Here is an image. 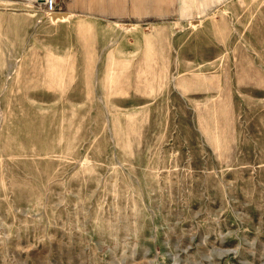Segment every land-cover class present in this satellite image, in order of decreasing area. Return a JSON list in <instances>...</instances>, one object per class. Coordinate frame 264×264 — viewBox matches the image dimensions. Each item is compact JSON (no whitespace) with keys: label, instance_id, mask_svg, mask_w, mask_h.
Returning <instances> with one entry per match:
<instances>
[{"label":"rangeland","instance_id":"obj_1","mask_svg":"<svg viewBox=\"0 0 264 264\" xmlns=\"http://www.w3.org/2000/svg\"><path fill=\"white\" fill-rule=\"evenodd\" d=\"M41 1L0 0V264H264V0Z\"/></svg>","mask_w":264,"mask_h":264},{"label":"crops","instance_id":"obj_2","mask_svg":"<svg viewBox=\"0 0 264 264\" xmlns=\"http://www.w3.org/2000/svg\"><path fill=\"white\" fill-rule=\"evenodd\" d=\"M37 2L41 0H19ZM59 5L71 13L81 9L80 1L86 2L84 14L99 18H119L122 20H141L163 16L175 7L176 0H57Z\"/></svg>","mask_w":264,"mask_h":264},{"label":"built area","instance_id":"obj_3","mask_svg":"<svg viewBox=\"0 0 264 264\" xmlns=\"http://www.w3.org/2000/svg\"><path fill=\"white\" fill-rule=\"evenodd\" d=\"M41 2V4L48 11H54L56 8V0H42Z\"/></svg>","mask_w":264,"mask_h":264}]
</instances>
